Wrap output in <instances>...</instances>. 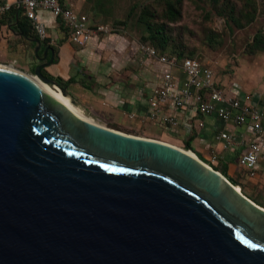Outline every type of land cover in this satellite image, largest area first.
Segmentation results:
<instances>
[{
    "label": "water",
    "instance_id": "1",
    "mask_svg": "<svg viewBox=\"0 0 264 264\" xmlns=\"http://www.w3.org/2000/svg\"><path fill=\"white\" fill-rule=\"evenodd\" d=\"M47 50L34 74L57 85ZM0 264H264V207L190 149L82 117L0 64Z\"/></svg>",
    "mask_w": 264,
    "mask_h": 264
},
{
    "label": "crops",
    "instance_id": "2",
    "mask_svg": "<svg viewBox=\"0 0 264 264\" xmlns=\"http://www.w3.org/2000/svg\"><path fill=\"white\" fill-rule=\"evenodd\" d=\"M16 1L0 0V3L15 5ZM59 1L86 14L81 11L80 0ZM39 17L46 24L48 37L44 40L33 30L25 34L19 29L16 8L0 13L1 64H17L22 69L32 70L51 58L52 53L46 51V47H52L53 58L57 56V61L43 69L66 81L68 93L91 118L100 117L126 133H160L181 145L189 142V149L200 159L216 156L220 172L235 182L245 196L264 207V160L259 161L253 175L239 164L242 151L254 136L251 125L188 110H176L179 126L168 130L141 122L139 118H128L124 112L142 114L146 111L148 97L158 83L162 65L145 57L139 49V41H128L115 34L80 46L70 41L69 32L59 19L47 11H40ZM174 73L179 78L183 76L180 69H175ZM216 80L221 87L240 96L248 94L250 101L264 111V90H248L236 81L224 84L217 77ZM222 131L235 135V140H216L215 135Z\"/></svg>",
    "mask_w": 264,
    "mask_h": 264
},
{
    "label": "rangeland",
    "instance_id": "3",
    "mask_svg": "<svg viewBox=\"0 0 264 264\" xmlns=\"http://www.w3.org/2000/svg\"><path fill=\"white\" fill-rule=\"evenodd\" d=\"M80 1L81 11L86 13L93 23H108L119 38L128 41H139L146 33L141 20L142 12L154 11L155 16L151 19L161 22L164 10V0ZM229 15L235 17L237 24L232 21H229V25L226 24ZM252 15L254 18L248 23L247 18ZM238 23L242 26H238ZM263 24L264 15L260 0H183L181 16L178 20L168 23V33L176 50H182L185 55L212 66L217 79L222 83L236 81L244 89L263 91L264 51L249 52V44ZM11 67L31 76L35 75L31 69H22L17 64ZM125 69L127 68H123ZM75 98L78 101V97ZM93 120L117 128L100 117H93ZM135 135L182 147L160 133L147 135L141 132Z\"/></svg>",
    "mask_w": 264,
    "mask_h": 264
},
{
    "label": "built area",
    "instance_id": "4",
    "mask_svg": "<svg viewBox=\"0 0 264 264\" xmlns=\"http://www.w3.org/2000/svg\"><path fill=\"white\" fill-rule=\"evenodd\" d=\"M12 8L22 10L31 21L32 30L42 40L48 35L46 24L39 17L40 11H47L60 19L69 31L70 41L80 46L116 34L108 23H93L86 14L59 0H17L15 5L0 3V13ZM138 46L147 59L160 63L162 68L158 73V83L148 97L146 111L124 114L130 119L139 118L141 122H149L165 130L179 126L176 110L195 111L203 116L214 115L238 124H249L254 136L242 151L239 164L253 175L259 161L264 160V111L250 101L248 94L240 96L231 89L221 87L212 66L191 57L179 61L176 56L159 54L147 44L138 43ZM175 69H180L183 76L177 77ZM187 130H190V125H187ZM235 138V135L224 131L215 135L216 140L228 142ZM210 161L216 162V156H212Z\"/></svg>",
    "mask_w": 264,
    "mask_h": 264
},
{
    "label": "trees",
    "instance_id": "5",
    "mask_svg": "<svg viewBox=\"0 0 264 264\" xmlns=\"http://www.w3.org/2000/svg\"><path fill=\"white\" fill-rule=\"evenodd\" d=\"M183 0H164V10L162 11L161 22L151 19L155 16V12L152 11L148 13L147 11L142 12L141 20L144 23L145 34L142 35L139 43L147 44L154 47L159 54H165L167 56H176L179 61H182L185 57H191L190 55H185L182 50H176V46L171 44V35L168 33V23L178 20L181 16V4ZM262 3V14L264 15V0H260ZM256 10L255 6L253 5ZM18 12V26L19 29L28 34L29 31H32L31 21L22 13L21 9H17ZM254 16L247 18V22L250 23L253 20ZM62 23V21L59 19ZM229 21L237 24V20L233 15L227 17L226 24L229 25ZM63 24V23H62ZM238 26H242L238 23ZM66 27V26H65ZM66 30L68 31L67 27ZM69 32V31H68ZM250 53H255L257 51H264V24L262 28L257 31L253 37V40L249 44ZM194 58V57H191ZM195 59V58H194ZM57 61V56H54L53 62ZM34 67L32 72L34 73ZM42 73L47 77L54 79L58 86L65 87L66 81L59 77L53 76L45 69H42ZM182 148L189 149V142L183 143ZM203 160V159H202ZM208 163L215 170L220 171L216 162H211L209 160H203ZM222 172V171H221ZM224 175L225 173L222 172ZM230 180V179H229ZM234 185L235 182L230 180Z\"/></svg>",
    "mask_w": 264,
    "mask_h": 264
},
{
    "label": "bare ground",
    "instance_id": "6",
    "mask_svg": "<svg viewBox=\"0 0 264 264\" xmlns=\"http://www.w3.org/2000/svg\"><path fill=\"white\" fill-rule=\"evenodd\" d=\"M1 64V63H0ZM10 68H14L11 67L9 65H7ZM31 76V75H30ZM39 85L42 89H44L48 94H50L51 96H53L55 99L61 101L62 103H64L66 106H68L73 112H75L76 114L85 117L87 119H90L92 121L93 118H91L83 109L82 107L73 102L72 96L68 93V92H63L59 86H57L56 84H52L46 81H43L42 79H40L38 76L34 75L31 76ZM237 189L239 190L240 188L238 186H236Z\"/></svg>",
    "mask_w": 264,
    "mask_h": 264
}]
</instances>
